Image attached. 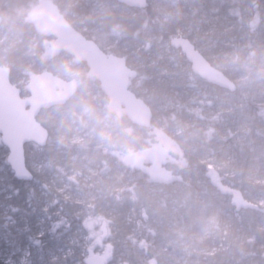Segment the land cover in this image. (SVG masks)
<instances>
[{
  "label": "trees",
  "instance_id": "1",
  "mask_svg": "<svg viewBox=\"0 0 264 264\" xmlns=\"http://www.w3.org/2000/svg\"><path fill=\"white\" fill-rule=\"evenodd\" d=\"M149 1L139 10L115 0H0V40L8 34L19 41L16 50L0 45V65L11 68V81L51 71L79 84L66 105L40 113L50 138L45 147H25L32 181L15 177L0 137V264H23L26 254L25 264H85L83 250L89 249L80 237L98 239L110 264H264V0ZM42 2L53 3L75 29L138 70L131 90L154 112L150 129L111 114L104 134L95 118L77 115L92 136L73 143L62 122L58 138L51 116L73 107L85 84L100 91L103 109L108 102L85 63L43 46L53 38L30 22ZM178 35L188 37L237 90L207 83L184 57H158V44L174 49L170 39ZM32 38L36 53L25 58L34 60V69L23 72L20 58ZM68 60L83 74H70ZM165 103L174 108L157 111ZM163 115L166 125L158 123ZM159 143L170 151L166 167L179 176L175 184H156L122 162ZM76 150L89 157V167L98 166L87 183L86 162L71 159ZM33 163H42L41 169ZM62 179L70 183L68 193L61 192ZM103 222L109 231L104 240Z\"/></svg>",
  "mask_w": 264,
  "mask_h": 264
},
{
  "label": "water",
  "instance_id": "2",
  "mask_svg": "<svg viewBox=\"0 0 264 264\" xmlns=\"http://www.w3.org/2000/svg\"><path fill=\"white\" fill-rule=\"evenodd\" d=\"M134 9H147L148 0H115ZM30 22L39 33L53 37L55 47L73 57L77 63H85L90 75L95 78L106 97L107 110L117 119L127 118L135 126L150 129L154 112L132 90L136 70L128 66L125 57L107 53L93 40L75 29L55 5L43 2L30 14ZM172 48L181 51L191 66L192 72L207 83L229 92L237 90V84L222 70L213 66L188 38L182 35L170 39ZM79 84L66 80L51 71L36 72L29 76L26 86L28 95L11 81V69L0 65V137L8 148L7 162L18 180L34 179L28 168L26 145L45 147L50 138L49 130L38 120L43 110L64 106L77 93ZM171 155L167 147L155 145L123 157L128 168L141 170L156 184L172 185L179 176L166 167ZM102 240L109 235L106 222L101 225ZM85 264H110L104 255L95 254ZM150 264H156L154 262Z\"/></svg>",
  "mask_w": 264,
  "mask_h": 264
},
{
  "label": "rangeland",
  "instance_id": "3",
  "mask_svg": "<svg viewBox=\"0 0 264 264\" xmlns=\"http://www.w3.org/2000/svg\"><path fill=\"white\" fill-rule=\"evenodd\" d=\"M103 1V0H102ZM74 2V0H72V3ZM43 3V2H42ZM104 6H112V4H110L109 2L104 3ZM66 15V12H65ZM4 44V50L8 49V48H13L14 50L17 49V46L19 44V41H15L14 39H12L11 35L8 34H3L2 39L0 40V45ZM43 46L46 48H50L53 47V49H55V40L54 38L51 40H45L43 42ZM38 47L37 41L35 38H32L30 40V43L27 46V50L24 53V56H22L20 58V66H19V70L23 71V72H30L33 71L34 69V60H28L27 58H25L28 54H35L36 51L35 49ZM3 50V52H4ZM156 51L159 52L160 55H158V57H169L170 59H178L180 57H184V59L186 60L185 56L176 49H171L169 47V45L167 43H159ZM4 55H1L0 58H4ZM133 62L136 65H139L140 61L137 58V56L133 57ZM4 66H8V64H3ZM71 67V62L68 60L66 63V70H70V74L73 75H81L84 72V68H80V67H74V68H70ZM28 83V80L26 78H21V80L17 83V85L22 88L25 89L26 85ZM83 96L79 99V101L77 103H75V105L73 107H68L65 111L59 112V113H55L51 116L52 120H53V125L56 128V131L54 129V131L56 132L58 138L59 135L58 133L60 132V130L58 129V127H56V124H60L62 122H66V126H67V130H68V134L71 135V138L73 140V143H77V142H81L84 138L87 137H91L92 133L90 131L89 128H85L83 127V125L79 122V120L76 118L77 115L81 116H86V117H92L95 120V123H99L102 127L100 130H104V134H106V130H108V128L110 127V124L113 122L112 120V115L108 112V110L103 109L100 106V98H101V93L100 91H96L94 90V83H87L84 86V90L82 91ZM200 94V92H198V95ZM104 95V94H103ZM94 101H96L97 103H94ZM174 108V105L171 103H165L164 106H160L157 108V111L163 113L166 111H170ZM114 116V115H113ZM114 118L116 119V117L114 116ZM168 121V117L163 115L159 118L158 123H162L163 125H166ZM195 121L192 120V123H190L188 125V127H192L194 125ZM173 126H177L178 123L174 122L172 124ZM179 132V130H178ZM64 133V132H63ZM102 132H100L99 134H101ZM158 145H162L163 144H158ZM62 153V152H61ZM66 153H69L68 151ZM72 158L74 160H78L80 162H86L85 165V173H83V182L87 183L89 182L94 176L97 175V169L98 166L96 168L93 167H89L90 166V161H89V157L83 154H80L79 151H74L72 152ZM32 167L41 169L42 167V163H33ZM82 172H75L73 173L75 175L81 174ZM190 173V172H189ZM60 184H61V192H69L70 189V183L66 180H60ZM160 193V192H159ZM41 225V223H40ZM102 225V224H101ZM101 228V226L99 227V229ZM100 239L102 236V231L100 229ZM83 241V243L81 244L83 249L88 248L89 251L85 252L83 250V255L85 256V259H87L88 257L95 255V254H99V255H104V249L102 248L101 243L95 239H93L91 242H87V238L85 237H80ZM59 253H61L64 257L67 256L69 254V251H64V250H59ZM105 256V255H104ZM26 258H27V254L24 256V258H22V263L25 264L26 263Z\"/></svg>",
  "mask_w": 264,
  "mask_h": 264
},
{
  "label": "bare ground",
  "instance_id": "4",
  "mask_svg": "<svg viewBox=\"0 0 264 264\" xmlns=\"http://www.w3.org/2000/svg\"><path fill=\"white\" fill-rule=\"evenodd\" d=\"M148 2H149V6H150V1L148 0ZM180 52H181V51H180ZM3 66H4V65H3ZM6 67H9V66H6ZM10 69H11V68H10ZM134 70H135V69H134ZM136 71H138V70H136ZM137 73H138V72H137ZM137 77H138V75H137ZM137 77H136V78H137ZM136 78H135V79H136ZM135 79H134V80H135ZM201 79H202V78H201ZM28 81H29V78H28ZM204 81H205V80H204ZM12 83H13V82H12ZM13 84H15V83H13ZM27 84H28V83H27ZM15 85H17V84H15ZM17 86H18V85H17ZM26 86H27V85H26ZM18 87H19V86H18ZM19 88H20V87H19ZM21 89H22V88H21ZM25 93H26V95H28L27 92H26V87H25ZM26 95H25V96H26ZM31 171H32V170H31ZM32 173H33V172H32ZM33 175H34V174H33ZM174 184H175V183H174Z\"/></svg>",
  "mask_w": 264,
  "mask_h": 264
}]
</instances>
